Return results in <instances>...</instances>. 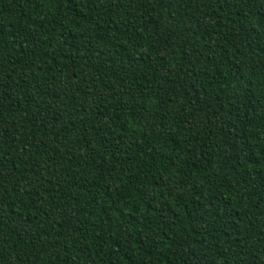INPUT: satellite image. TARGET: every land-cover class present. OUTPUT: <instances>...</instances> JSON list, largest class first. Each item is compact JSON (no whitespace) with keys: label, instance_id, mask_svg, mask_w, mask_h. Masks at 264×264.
I'll list each match as a JSON object with an SVG mask.
<instances>
[{"label":"trees","instance_id":"1","mask_svg":"<svg viewBox=\"0 0 264 264\" xmlns=\"http://www.w3.org/2000/svg\"><path fill=\"white\" fill-rule=\"evenodd\" d=\"M0 264H264V0H0Z\"/></svg>","mask_w":264,"mask_h":264}]
</instances>
